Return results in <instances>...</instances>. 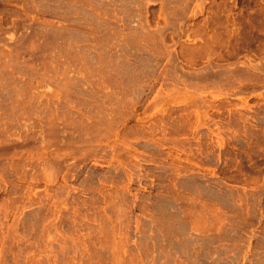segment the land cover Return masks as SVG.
I'll list each match as a JSON object with an SVG mask.
<instances>
[{"label": "rangeland", "instance_id": "obj_1", "mask_svg": "<svg viewBox=\"0 0 264 264\" xmlns=\"http://www.w3.org/2000/svg\"><path fill=\"white\" fill-rule=\"evenodd\" d=\"M0 264H264V0H0Z\"/></svg>", "mask_w": 264, "mask_h": 264}]
</instances>
